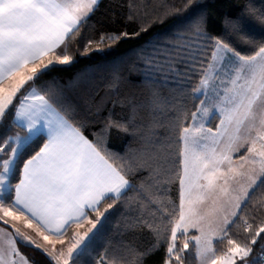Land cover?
I'll return each instance as SVG.
<instances>
[{
    "label": "snow or ice",
    "instance_id": "1",
    "mask_svg": "<svg viewBox=\"0 0 264 264\" xmlns=\"http://www.w3.org/2000/svg\"><path fill=\"white\" fill-rule=\"evenodd\" d=\"M97 6L98 0H0V212L3 217L23 220L26 227L34 228L52 245V250L34 240L31 244L56 264H91L95 246L110 223L112 214L108 210L119 202L134 217L125 230L134 233L146 228L151 231L153 242L143 250L131 244L121 245L126 252L124 256L108 262L102 258L98 264H143L166 239L144 210L165 195L160 188L161 180L168 173V165L176 164L179 205L169 221L171 237L164 264H184L181 253L189 247L190 228L200 233L191 237L200 264H237L238 260L240 264H260L264 247L261 258L254 257L252 261L247 258L257 238L264 239V226L255 231L250 244L237 243L229 232L240 222L245 232L252 231L253 225L241 213L257 188L264 186V42L256 44L247 32L250 22H258L264 28V10H248L224 22L226 32H235L245 43L254 46L252 55H244L224 39L212 37L203 13L178 15L175 32L155 43L150 41L141 53L140 64L133 69L144 94L139 99L128 97L120 102L129 109L128 123L118 124L109 116L89 139L85 135L89 117H81L63 91L46 86L47 95H42L34 85L49 66L72 62L61 46H66L65 42L79 33ZM128 18L131 20L133 16ZM201 40L214 43L211 63L198 72ZM57 49L61 52L57 53ZM221 62L231 67L226 73L229 79L211 87L212 98L216 100L212 107L219 116V125L213 131L205 123L197 122V118L209 112L208 73L211 70L218 79L217 66ZM194 75L200 76L199 84L190 91L193 99L200 100V106L192 113L194 123L184 126L181 117L174 114L170 127L161 137L155 131L158 123L155 116L168 102L162 89L170 87L173 95L188 94V84ZM123 82L124 78L117 73L110 88L118 91ZM141 113L150 119L145 121ZM138 117H141L139 121ZM114 127L122 128L137 141L124 155L107 147V136ZM13 128L20 131L8 135ZM173 133L179 146L175 160L169 151ZM245 148L246 154L239 156V166H234L233 153ZM222 165H227L226 170H222ZM241 177H247L246 184L240 183ZM232 182L239 184L236 194ZM106 200L112 203L100 211L101 203ZM161 210L166 213V209ZM89 212L95 213V221L88 218ZM84 220L91 227L83 235L75 233L66 251L61 248L57 253L56 244H64L60 238L67 229L72 224L81 227ZM3 223L8 224V220L3 219ZM15 232L23 240H31L19 228ZM178 234L185 236L180 249L176 245ZM214 237L221 242L227 240L229 247L223 255H216ZM8 243L7 259L0 252V264H16L14 257L20 255L16 241L10 239ZM21 259L23 264H34L25 257Z\"/></svg>",
    "mask_w": 264,
    "mask_h": 264
},
{
    "label": "trees",
    "instance_id": "2",
    "mask_svg": "<svg viewBox=\"0 0 264 264\" xmlns=\"http://www.w3.org/2000/svg\"><path fill=\"white\" fill-rule=\"evenodd\" d=\"M248 10H264V0H99L98 6L87 22L81 27L79 33L66 41V54L72 57L68 65L50 66L34 85L42 94L47 95L45 87L59 89L68 97L77 113L89 117V127L85 135L93 138V133L99 131L111 116V119L118 124L126 125L129 120V109L120 102L128 97L139 99L143 96L144 90L137 83L138 75L133 70L141 62L142 51L149 46V42L155 43L164 36H170L175 32L174 23L180 17L203 13L207 18V31L212 37H219L230 43L244 55L254 54V46L244 42V39L235 32L225 31V19L228 17H239ZM129 15L133 19H129ZM141 29H146L142 31ZM247 32L256 44L264 42V28L258 22H250ZM127 33V36H122ZM139 33V35H135ZM121 36L119 40L108 39L110 36ZM103 38V39H102ZM214 41H200V51L197 64L200 68H207L211 63V51ZM119 73L124 82L118 91L110 88V83L115 74ZM200 76L194 75L188 84V94L173 95L170 87L162 89L163 96L168 102L164 103L155 119L158 121L155 131L163 137L165 131L170 127L174 114L181 117L184 126L193 123L192 113L200 106L199 99H193L190 94L191 88L199 84ZM32 84V82H29ZM28 88V85L25 86ZM141 117L146 121L150 119L145 113ZM141 117H138L139 121ZM186 117V119H185ZM219 125L218 113H214L206 127L213 131ZM20 130L13 128L8 135H13ZM171 144L169 151L171 158L175 160L179 151L176 144V134L170 137ZM137 141L122 128L114 127L107 136V147L111 152L124 155L130 147H135ZM36 150L33 146V151ZM243 150L235 159H239ZM178 166L168 165V173L163 177L160 188L165 195L157 199V203L149 205L145 214L162 232V238H166L161 246L143 260V264H164L167 242L171 237V223L169 221L176 214L179 205V183L176 179ZM139 183V178L137 179ZM129 193V196H134ZM112 203L106 200L101 203L100 211H104L107 205ZM161 209H166L164 213ZM111 213L105 235L96 246L91 256V264H98L103 258L106 262L114 257L124 256L125 249L121 245L131 244L138 250L151 246L153 236L148 229H138L134 233L126 231V225L134 221L132 215H128L127 206L119 202L108 210ZM155 213V215H153ZM164 215V219L161 216ZM241 215L248 219L253 225L251 232H245L242 222L231 228L229 236L240 244H250L251 238L259 227L264 226V186L257 188L253 199L248 203ZM88 218L95 221V213L89 212ZM0 225L12 230L14 229L0 221ZM71 227L67 229L69 235ZM189 247L181 256L184 264H199L196 255L195 241L191 239L197 236L196 232H188ZM264 236V234H262ZM185 236L178 234L176 245L183 247ZM18 248L27 259L34 264H56L54 260L36 249L34 245L17 239ZM227 240L221 242L219 239L214 242L216 255H223L228 248ZM253 252L247 258L252 261L261 258V248L264 247V239L257 238V244L252 245ZM131 258V257H129ZM261 260V259H260ZM238 262L237 264H239Z\"/></svg>",
    "mask_w": 264,
    "mask_h": 264
},
{
    "label": "rangeland",
    "instance_id": "3",
    "mask_svg": "<svg viewBox=\"0 0 264 264\" xmlns=\"http://www.w3.org/2000/svg\"><path fill=\"white\" fill-rule=\"evenodd\" d=\"M230 67L231 66H225L223 64V62H221V64L217 66V71L219 72V78L218 79H217L216 76L213 75V72L211 70L209 71L208 75H209L210 84H209V97L207 98V105L209 107V112L207 114L199 115L198 118H197V122L205 123L207 125L210 117L214 113H217L216 109L212 107V105L216 103V100L212 98L211 87H212L213 84H220L221 80L227 81L229 79V76L226 73H227V71H228V69ZM243 150H246V148L245 149H241V152ZM238 154L239 153H233V160L235 161V165L234 166H237V167L239 166L240 160L239 159H235V156L238 155ZM221 168H222V170H226L227 165H222ZM257 171H258V169H257ZM238 179H239L240 183H242V184H246L247 183V177H241V178H238ZM236 189L237 190L239 189V184H238ZM81 224H82V226L79 227V228L76 225H74L73 228L71 229V232L69 233V235H67V236L64 235V237H63L64 244L63 245H61L59 243L56 244L57 253L59 252V250L61 248H63L66 251V248L69 245V243L72 242V236L75 233L79 232L81 235H83V233L86 232L87 229L91 227V225L88 224L86 220L83 221ZM199 235H200V233H199ZM18 238L21 241H23L25 243H28V240H23V237L17 235L16 232L14 233L12 230H10V229H8L6 227H3L2 231H0V252H2L5 255V258L7 259V253L10 251V246H9L8 241L10 239H14L16 241L15 247L18 249V251L20 253V255L15 256L14 259L16 261V264H23V261H22L21 257H25L26 258V256H24L21 253V251L19 250V248H18V244H17V239ZM216 240H218V238H213V248H214V242ZM47 248L51 251L52 250V245L48 246ZM214 250H215V248H214ZM198 260H199V257H198ZM238 262H240V261L238 260L237 263ZM199 264H200V260H199Z\"/></svg>",
    "mask_w": 264,
    "mask_h": 264
},
{
    "label": "crops",
    "instance_id": "4",
    "mask_svg": "<svg viewBox=\"0 0 264 264\" xmlns=\"http://www.w3.org/2000/svg\"><path fill=\"white\" fill-rule=\"evenodd\" d=\"M99 2V0H98ZM66 43V42H65ZM61 49H64V52L66 54V46L62 45ZM61 49H57V53L61 52ZM50 67V66H49ZM38 91V90H37ZM39 92V91H38ZM40 93V92H39ZM41 94V93H40ZM238 186V184L236 182H232V189L234 190L233 194H236L238 192V190L236 189ZM209 206H210V202H209ZM0 217H3V213L0 212ZM3 219H7L8 220V224L10 227H12L15 231L16 228L20 229V232L24 234V236L30 237L31 240H28V243L31 244V241H35L36 243L42 244L45 247L51 246V244H47L43 238L37 234V232L34 230V228H29L26 227L25 221L20 220V221H14L12 220L10 217H3ZM3 219H0V221L3 222ZM85 221V220H84ZM83 221H81L82 223ZM35 224V222H33ZM76 225V224H73ZM4 226L0 225V231H2ZM213 227H215V224H213ZM188 232H196L197 235H199V231L195 228H190ZM47 234V233H46ZM64 237V236H63ZM63 237H61L60 239H63ZM51 239H56L55 237H50ZM215 238V237H214ZM33 245V244H32Z\"/></svg>",
    "mask_w": 264,
    "mask_h": 264
},
{
    "label": "built area",
    "instance_id": "5",
    "mask_svg": "<svg viewBox=\"0 0 264 264\" xmlns=\"http://www.w3.org/2000/svg\"><path fill=\"white\" fill-rule=\"evenodd\" d=\"M260 264H264V258L260 260Z\"/></svg>",
    "mask_w": 264,
    "mask_h": 264
}]
</instances>
